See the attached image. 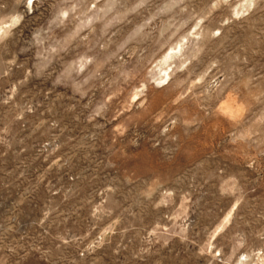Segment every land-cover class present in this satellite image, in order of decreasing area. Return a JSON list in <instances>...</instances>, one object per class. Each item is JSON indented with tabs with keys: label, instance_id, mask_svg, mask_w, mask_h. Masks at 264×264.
Masks as SVG:
<instances>
[{
	"label": "rangeland",
	"instance_id": "obj_1",
	"mask_svg": "<svg viewBox=\"0 0 264 264\" xmlns=\"http://www.w3.org/2000/svg\"><path fill=\"white\" fill-rule=\"evenodd\" d=\"M0 264H264V0H0Z\"/></svg>",
	"mask_w": 264,
	"mask_h": 264
}]
</instances>
